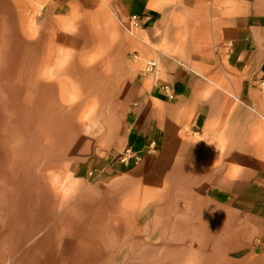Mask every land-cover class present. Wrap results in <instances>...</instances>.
<instances>
[{
    "label": "crops",
    "instance_id": "1",
    "mask_svg": "<svg viewBox=\"0 0 264 264\" xmlns=\"http://www.w3.org/2000/svg\"><path fill=\"white\" fill-rule=\"evenodd\" d=\"M43 9L72 28L70 52L85 47L81 28H100L122 59L117 141L100 164H77L73 180L93 196L225 203L247 231L237 249L257 242L264 252V0H48ZM127 148L140 164L113 162ZM152 204L141 210L156 217Z\"/></svg>",
    "mask_w": 264,
    "mask_h": 264
},
{
    "label": "rangeland",
    "instance_id": "2",
    "mask_svg": "<svg viewBox=\"0 0 264 264\" xmlns=\"http://www.w3.org/2000/svg\"><path fill=\"white\" fill-rule=\"evenodd\" d=\"M47 1L0 0V109L13 101L5 96L7 79L11 85L20 74V80L27 82L33 72L45 69L59 79L52 91L59 106L54 118L29 119L20 137L11 136L10 129L0 137L7 143V148L0 143V264H159V255L161 264H170L179 263L187 250V258L197 253L205 264H264L257 242L254 250L250 243L248 249H237L245 245L247 231L242 220L227 218L225 203L185 204L175 201L178 195H164L166 210L156 219L141 208L131 211L129 206L139 197L93 196L83 182L73 180L70 172L77 164H100L101 154L117 141L122 59L114 42L106 43L103 34L104 41L99 40L100 28H81L87 46L70 53L66 43L72 28L67 31L48 19L43 9ZM10 4L15 25L9 17ZM26 30L35 34L38 47L28 42ZM13 55L16 60L11 61ZM67 55H72V74H85L86 81L79 76L74 83L75 78L66 77L61 66ZM94 66L106 71L100 80H89L93 76L88 69ZM24 82L12 84L10 92L17 94ZM61 93L72 97L70 105L62 104ZM19 138L24 141L16 142ZM92 172L97 175L89 177L96 181L105 174L103 168ZM49 234L53 239H44ZM95 252L103 255L91 259Z\"/></svg>",
    "mask_w": 264,
    "mask_h": 264
},
{
    "label": "bare ground",
    "instance_id": "3",
    "mask_svg": "<svg viewBox=\"0 0 264 264\" xmlns=\"http://www.w3.org/2000/svg\"><path fill=\"white\" fill-rule=\"evenodd\" d=\"M20 2H21V0H20ZM10 6H11L10 10H8L9 17L11 18V24L15 25L16 24V22L14 21L15 12H14V9H13L11 4H10ZM23 34H25V36H26L28 42H30V44L34 45L35 48L38 47L39 41H37V42L34 41L36 36L31 30H26L25 32H23ZM99 40H102V41L104 40V37L102 38V34L100 35ZM26 43L27 42H25V44ZM86 46H87V43L85 44V47ZM50 56L51 55H49V58H48L49 60H51ZM67 56L68 57H66L65 59L62 58L63 62H62V66H61V67H64V69L66 70L65 72H67L66 77L72 78V79L75 78V81L74 80L72 81L74 83L78 82V80L80 79L79 76L81 78H83V80L86 81L87 78H84L85 74H81L78 77H75L72 74V73H74V71H72V72L70 71V64H71L70 61H71L72 55H67ZM14 60H16V57L13 55L11 57V61H14ZM80 63L83 64V60H81ZM95 68H96V66L90 67L88 69V71L91 72V76L94 77V78L90 77L89 80H93V81H95L97 79L100 80V77H102L103 75L106 74V71H103V69L101 67H99V69H97V70ZM20 78H21V75L18 74V75H16V78L13 79L14 82L11 83V85L10 84L8 85L9 79L6 80L7 84L4 85V88L6 89L5 92H7V95H5V96L10 97L9 98L10 102L12 101V99H13V101L10 104L7 103V106H5L3 109H0V137L2 135V138H3L2 131L4 129L5 130L10 129L11 133H13V134H11V136L14 135L15 137L18 138V137H20L19 134L22 132V130L24 128L23 127L24 123H27L29 119L36 118L38 121L41 122L43 120H46V118L48 116L50 117V119L54 118V116L58 113L59 106H57L56 102L54 101V98H56V97L53 96L54 94L52 93V91L54 90L55 86H57V81L59 79L57 78V76L55 74L52 73V71H47L45 69L44 71L33 72L27 82H24L23 79L20 80ZM22 81L25 83V86L23 85L24 87H20L18 89L17 94L10 92V86H12V84L22 85V84H20V83H22ZM37 95H38V97H37ZM49 96H50V98H49ZM78 96L80 97V94H78L77 96L74 95L73 97L76 98ZM36 97L38 99H36ZM68 97L69 96L66 93L60 94V99H61L63 105L67 106V105L71 104V102H72L71 98L72 97L71 98H68ZM48 99L52 100V102L49 101ZM9 105H11V108L8 107ZM44 106H45V110H44ZM47 107H48V109H47ZM4 112H6V113H4ZM45 139H46V137L44 138V140ZM53 139H54V137H53ZM48 140H49V138H48ZM48 140H47V143L48 142L50 143V141H48ZM23 141L24 140L20 139L16 142H23ZM52 142H53V140H52ZM0 143L4 147L7 148V146H6L7 143H5V141H1ZM25 143L27 145V142H25ZM52 146L56 147V143L54 142ZM153 200H155V199H153ZM134 201H136V199L133 200V202ZM150 202L154 203V205H152V206L158 215V216H156V219L161 217V212H164L166 210V204H164L161 200L156 199L155 201H150V200L143 197L141 201L139 200L137 203L135 202L136 204L132 203V205L129 207H130L131 211H133V210L136 211L138 208H143L144 206H147ZM204 218H206V216ZM158 222H159L158 220H155L154 225H158L159 224ZM162 228H165V226H163ZM159 229H161V227ZM161 231L162 230H160L158 232V234L162 235ZM91 232H93V234L95 233L94 230H91ZM52 236H53L52 234L46 235L44 237V239L48 240V239L52 238ZM44 239L40 240V242L42 243ZM169 246H170V249H175V246H173V245H169ZM71 249H72L71 247L67 248L66 255L70 254ZM172 252H174V251H172ZM187 252H188V250H187ZM162 253H163V249H162ZM186 253H184V254L181 253L182 256H181L179 263L174 262V263H170V264H205V262H203V260H201L200 258H198V256H196V255H198L197 253H195V254H189L188 253L189 258L196 256L195 260H190L189 258H187L188 256L185 255ZM102 255H103L102 252H97V253L95 252V253L91 254V259H94L95 256H96V258H99ZM168 255H170V252H168ZM161 259H162L161 255H159V258L156 261L159 264H161L162 263Z\"/></svg>",
    "mask_w": 264,
    "mask_h": 264
},
{
    "label": "built area",
    "instance_id": "4",
    "mask_svg": "<svg viewBox=\"0 0 264 264\" xmlns=\"http://www.w3.org/2000/svg\"><path fill=\"white\" fill-rule=\"evenodd\" d=\"M137 21L138 19L136 17H133L131 19L133 25H136ZM152 67H154L153 62L147 65L146 72L150 71ZM260 84L264 89V81ZM163 89L165 90L169 98H173V93L171 92V89L169 87L165 86ZM113 162L123 165L125 167H129L131 164H140L142 162V156L140 153L134 152L133 150L127 148L124 149L122 152L118 153L113 159ZM96 173L97 172H91L90 176H96Z\"/></svg>",
    "mask_w": 264,
    "mask_h": 264
}]
</instances>
